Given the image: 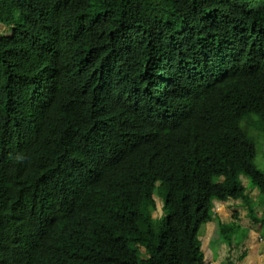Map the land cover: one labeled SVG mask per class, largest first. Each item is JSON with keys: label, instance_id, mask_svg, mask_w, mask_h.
<instances>
[{"label": "trees", "instance_id": "16d2710c", "mask_svg": "<svg viewBox=\"0 0 264 264\" xmlns=\"http://www.w3.org/2000/svg\"><path fill=\"white\" fill-rule=\"evenodd\" d=\"M257 141L264 0H0V264H207L228 201L264 238Z\"/></svg>", "mask_w": 264, "mask_h": 264}, {"label": "rangeland", "instance_id": "374dc122", "mask_svg": "<svg viewBox=\"0 0 264 264\" xmlns=\"http://www.w3.org/2000/svg\"><path fill=\"white\" fill-rule=\"evenodd\" d=\"M257 155H256V163L264 168V145L260 143V141H257ZM244 184L246 185L248 191L251 193V184L247 178H243ZM255 190V189H254ZM252 193H255V191H252ZM251 193V194H252ZM253 195V194H252ZM255 196V194H254ZM157 201V207L156 210L153 212L154 215L159 216L162 213L161 209V200L156 196ZM241 203V201H238ZM258 202L261 208L257 206V213L261 214L264 212V197H262L260 194H258ZM231 208L227 209L225 208V205L220 208L221 219L223 220H240L244 224H250L251 219L247 214V207L242 204V206L237 205L233 206L234 204L230 203ZM215 210H219L218 208H215ZM241 210L239 213L240 218H236L234 214L235 211ZM253 230L251 232H248V238L245 240V246H238L235 249L230 250L229 247L220 241L218 238H214V236L217 237L218 230L217 228L214 229V231L209 235L211 239V243L208 246V243H203L202 247L206 255V262L207 264H228V260H230L234 264H261L264 262V241L260 240L259 232L254 231L255 226L253 225ZM250 231V230H249ZM208 232V225L205 223L200 227L199 234L200 238L207 239L206 234ZM214 253V258H211V251ZM240 254H243L242 259L239 260L238 257Z\"/></svg>", "mask_w": 264, "mask_h": 264}, {"label": "crops", "instance_id": "0c3cea01", "mask_svg": "<svg viewBox=\"0 0 264 264\" xmlns=\"http://www.w3.org/2000/svg\"><path fill=\"white\" fill-rule=\"evenodd\" d=\"M231 203V201H228V202H226V203H220V202H218V203H216V204H219V206H220V208L222 207V206H224L225 205V208L227 209V207L228 208H231L232 206L231 205H229ZM241 204V203H240ZM235 205V204H234ZM235 206H237V205H235ZM240 206H242V205H240ZM216 208V207H215ZM220 208H219V210H215V213H216V216H217V218L218 219H220L222 222H229V220H223V219H221V217L219 216V215H221V212H220ZM241 210H239V212H240ZM242 223V222H241ZM206 225H208V232H207V234H206V238L207 239H203V243H205V242H207L208 243V246H209V244L211 243V239H210V234L214 231V229L215 228H217V230H218V224H217V221L216 220H211V221H209V222H207V223H205ZM242 225L243 226H245V227H247V228H249V233L251 232V230H253V224H252V222H250V224H244V223H242ZM255 228H256V226H255ZM254 231H258V230H256V229H254ZM259 232V231H258ZM213 234V233H212ZM214 235V234H213ZM259 236V235H258ZM214 238H218V239H220V241H221V238H220V233H219V230H218V233H217V237L216 236H214ZM260 240H262V241H264V238H261ZM222 242V241H221ZM225 244V243H224ZM264 244V243H263ZM203 245V244H202ZM210 249V248H209ZM210 251H211V258H214V253L212 252V250L210 249ZM263 263V262H262ZM261 263V264H262Z\"/></svg>", "mask_w": 264, "mask_h": 264}, {"label": "clouds", "instance_id": "9594fccd", "mask_svg": "<svg viewBox=\"0 0 264 264\" xmlns=\"http://www.w3.org/2000/svg\"><path fill=\"white\" fill-rule=\"evenodd\" d=\"M216 208H218V209L220 208L219 204H216ZM206 261H207V260H206Z\"/></svg>", "mask_w": 264, "mask_h": 264}]
</instances>
